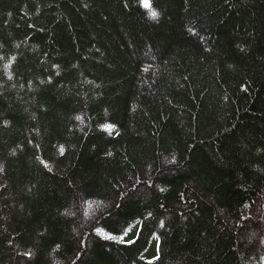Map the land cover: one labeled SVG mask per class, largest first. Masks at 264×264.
<instances>
[{
	"label": "trees",
	"instance_id": "1",
	"mask_svg": "<svg viewBox=\"0 0 264 264\" xmlns=\"http://www.w3.org/2000/svg\"><path fill=\"white\" fill-rule=\"evenodd\" d=\"M149 4L0 0V264H264V0Z\"/></svg>",
	"mask_w": 264,
	"mask_h": 264
},
{
	"label": "snow or ice",
	"instance_id": "2",
	"mask_svg": "<svg viewBox=\"0 0 264 264\" xmlns=\"http://www.w3.org/2000/svg\"><path fill=\"white\" fill-rule=\"evenodd\" d=\"M142 6L146 9H150V4H149V0H141ZM151 16L153 18H155L157 16V13L155 11L151 12ZM79 119V117H77ZM104 130L108 131L111 130V125H104ZM61 154H63V149H61ZM41 164L44 165L45 168L48 167V165L46 163H44L43 160H41ZM2 170V169H0ZM117 207H119V205H117ZM97 235L102 236L105 239H114V237L109 236L107 234H105L103 231L97 229ZM26 255H28L29 257L31 256V253H27Z\"/></svg>",
	"mask_w": 264,
	"mask_h": 264
},
{
	"label": "rangeland",
	"instance_id": "3",
	"mask_svg": "<svg viewBox=\"0 0 264 264\" xmlns=\"http://www.w3.org/2000/svg\"><path fill=\"white\" fill-rule=\"evenodd\" d=\"M99 207V206H98ZM98 207H95V208H93L90 212H86V211H84V218L85 219H90V217L93 215V212L95 211V210H97L98 209ZM100 208V207H99ZM260 222L262 223V224H264V220H260ZM86 245L84 244V247H85ZM260 246L261 247H263L264 246V236H263V239H261L260 240ZM82 252H84V251H86L87 249H85V248H82Z\"/></svg>",
	"mask_w": 264,
	"mask_h": 264
}]
</instances>
